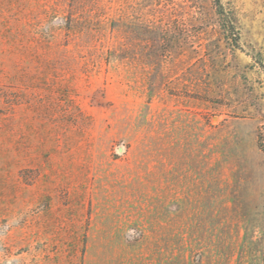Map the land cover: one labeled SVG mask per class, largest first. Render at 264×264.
I'll return each instance as SVG.
<instances>
[{
  "label": "rangeland",
  "instance_id": "rangeland-1",
  "mask_svg": "<svg viewBox=\"0 0 264 264\" xmlns=\"http://www.w3.org/2000/svg\"><path fill=\"white\" fill-rule=\"evenodd\" d=\"M0 0V264H264V0Z\"/></svg>",
  "mask_w": 264,
  "mask_h": 264
},
{
  "label": "trees",
  "instance_id": "trees-1",
  "mask_svg": "<svg viewBox=\"0 0 264 264\" xmlns=\"http://www.w3.org/2000/svg\"><path fill=\"white\" fill-rule=\"evenodd\" d=\"M217 5L222 7L220 0H217ZM258 146L260 149L264 150V124L260 127L258 131Z\"/></svg>",
  "mask_w": 264,
  "mask_h": 264
}]
</instances>
